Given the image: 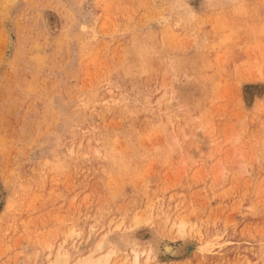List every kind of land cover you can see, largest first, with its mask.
Wrapping results in <instances>:
<instances>
[{"label":"rangeland","instance_id":"374dc122","mask_svg":"<svg viewBox=\"0 0 264 264\" xmlns=\"http://www.w3.org/2000/svg\"><path fill=\"white\" fill-rule=\"evenodd\" d=\"M120 233L264 264V0H0V264Z\"/></svg>","mask_w":264,"mask_h":264},{"label":"bare ground","instance_id":"6f19581e","mask_svg":"<svg viewBox=\"0 0 264 264\" xmlns=\"http://www.w3.org/2000/svg\"><path fill=\"white\" fill-rule=\"evenodd\" d=\"M167 107H169V105ZM164 109H166V108H164ZM184 135H185V133H184ZM184 225H185V223H183V222H178L176 224V226L180 230L184 227ZM113 233H114V231H113ZM127 235L128 234H126V233H124V234L120 233V239H121L120 241L124 244V246L130 247V252L132 253V257H131L132 260H131L130 264H141L142 252H139L135 248V244L129 240ZM113 237H115V236H113ZM105 238L106 237L95 242V245L93 246V248L88 253H86L84 255H78V256H75L72 258L69 254H67V252H64L62 250V251H60V253L58 252V255L57 254L54 255V257H55V258L53 257L54 260L52 262L51 261L50 262H51V264H118L115 262V257H114L115 254H117L116 249L115 248H109L107 250H104L105 249V245H104L105 244ZM118 249H119V247H118ZM123 249H122V251L125 250V249L124 250ZM161 250L163 251L162 253H164V254L170 253V255H171V253L174 252L175 249L173 246H171L169 244H165V245H163V248ZM145 255H146V257H144V258L146 261H148V259H146V258L149 257V252H147V254H145ZM154 258L157 260L156 256ZM150 259H151V257H150ZM152 259H153V256H152ZM124 261H125V258H124ZM119 264H120V262H119ZM127 264H129V262H127Z\"/></svg>","mask_w":264,"mask_h":264}]
</instances>
